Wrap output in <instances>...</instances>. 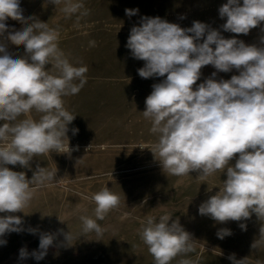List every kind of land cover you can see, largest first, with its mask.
<instances>
[{
	"label": "clouds",
	"instance_id": "1",
	"mask_svg": "<svg viewBox=\"0 0 264 264\" xmlns=\"http://www.w3.org/2000/svg\"><path fill=\"white\" fill-rule=\"evenodd\" d=\"M61 3L67 16L84 8L82 2L55 0V4ZM138 11L125 9L129 17ZM218 12L220 18H226L223 31L247 35L264 22V0H243L242 4L241 0H227ZM88 14L87 9L80 12L81 16ZM9 18L25 26L19 31L9 28ZM4 40L23 46L25 55L14 57ZM58 40L59 32L48 23L23 16L20 0H0V121H6L0 124V213L23 212L34 198L36 188L31 185L45 186L57 172V168L48 171L38 166L28 179L24 172L13 171L8 165L29 167L39 155L72 151L67 133L77 115L65 109L62 97L79 93L88 69L73 66L58 47ZM90 43L95 46V41ZM126 47L132 57L144 61L137 70L141 78L166 77L152 86L142 112L158 140L151 149L138 147L158 156L168 175L182 177L197 172L198 178L206 180L217 171L226 173L219 191L199 206L200 215L220 223L247 220L253 213L264 217V46L246 45L235 37L226 39L200 21L182 28L160 17H142L139 26L131 28ZM48 65L55 74L46 69ZM207 65L217 71L194 90L202 67ZM232 69L239 74L228 80L215 78L217 72ZM33 109L41 114L39 120L30 115ZM21 115L27 118L11 123ZM71 131L78 133L76 128ZM233 159L234 165L230 164ZM91 200L96 205V219L82 216V231L100 236L105 230L97 220L117 209L120 197L106 186ZM171 218L164 215L157 221L149 216L142 224L140 237L155 264H170L177 255L194 251L191 235L179 220L170 223ZM21 231V217L0 216V237ZM29 231L35 233L34 229ZM231 234L229 229L217 233L220 239ZM54 238L41 234L39 250L31 256L37 261L44 259ZM70 239L69 232L66 240ZM6 243L0 239V245ZM19 256L23 260L29 253L21 248ZM228 259L243 264L235 254ZM180 264L192 262L181 260Z\"/></svg>",
	"mask_w": 264,
	"mask_h": 264
},
{
	"label": "rangeland",
	"instance_id": "2",
	"mask_svg": "<svg viewBox=\"0 0 264 264\" xmlns=\"http://www.w3.org/2000/svg\"><path fill=\"white\" fill-rule=\"evenodd\" d=\"M73 2H82L84 8L80 12L87 9L89 14L81 16L77 12L67 16L62 11L63 3L55 4V0H20L23 16L56 29L58 47L70 63L87 67L88 71L79 93L62 97L65 109L77 115L67 133L72 151L39 155L29 162V167L7 166L24 172L28 179L38 166L48 171L57 168V172L54 180L45 186L31 185L36 188L34 198L23 212L0 213V216L21 217L23 228L19 233L0 237L7 241L0 245V264H155L140 231L147 217L158 221L164 215L172 217L170 223L179 220L191 235L194 249L177 255L170 264H180L181 260L192 264H233L228 259L232 254L236 260H243V264H264V217L257 218L253 213L247 220L220 223L199 214V206L219 191L226 173L217 171L206 180L198 178L197 172L182 177L168 175L163 172L159 157L155 158L149 150L158 136L150 131L151 121L142 112L146 110L145 101L153 91L152 86L166 77L141 78L137 70L144 66V61L132 57L126 47L131 28L139 26L142 17H160L182 28L200 21L220 31L226 39L235 37L246 45L258 47L264 46L261 44L264 22L247 35L223 31L221 25L226 18H220L218 9L227 0ZM125 9L139 11L129 17ZM6 24L17 31L25 26L11 18ZM92 41L95 46L91 45ZM4 42L14 57L25 55L23 46ZM46 69L55 74L51 65ZM216 71L212 65L203 66L194 90ZM238 74V70L232 69L227 73L217 72L215 78L228 80ZM74 83L79 84V80ZM30 115L39 120L41 114L33 109ZM25 118L21 115L11 123ZM73 128L78 129L75 135ZM140 145L149 149H140ZM230 164L234 165L235 159ZM106 186L120 197V205L103 220H97L105 230L102 235L85 234L81 217L96 219V205L91 197ZM241 224L246 228L242 229ZM221 229H229L232 234L220 239L217 233ZM69 232L71 239L67 241ZM41 234H52L55 238L45 258L37 261L31 253L39 250ZM21 248L29 253L23 260L19 256Z\"/></svg>",
	"mask_w": 264,
	"mask_h": 264
}]
</instances>
